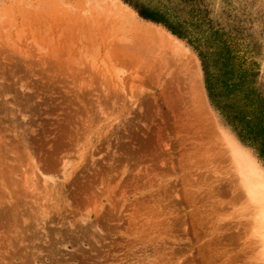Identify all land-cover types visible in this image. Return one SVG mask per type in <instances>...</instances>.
Instances as JSON below:
<instances>
[{"label": "rangeland", "instance_id": "374dc122", "mask_svg": "<svg viewBox=\"0 0 264 264\" xmlns=\"http://www.w3.org/2000/svg\"><path fill=\"white\" fill-rule=\"evenodd\" d=\"M143 1L264 99V0ZM188 42L125 0H0V264H264V165Z\"/></svg>", "mask_w": 264, "mask_h": 264}, {"label": "trees", "instance_id": "16d2710c", "mask_svg": "<svg viewBox=\"0 0 264 264\" xmlns=\"http://www.w3.org/2000/svg\"><path fill=\"white\" fill-rule=\"evenodd\" d=\"M141 17L164 26L172 34L180 38H190L189 45L198 51L204 70L206 88L212 105L220 111L240 142L247 148L252 149L256 158L264 165V99H254L251 89H243V82L237 88L233 78H227L232 71L221 74L222 56L214 57L213 51H209L212 45L200 42V38L189 33L183 27L184 23L179 15L168 5L152 6L143 0H125ZM170 2V0H168ZM225 65V64H224ZM228 66V65H227ZM226 66V67H227ZM233 97L230 98V96ZM234 99V102H230Z\"/></svg>", "mask_w": 264, "mask_h": 264}, {"label": "bare ground", "instance_id": "6f19581e", "mask_svg": "<svg viewBox=\"0 0 264 264\" xmlns=\"http://www.w3.org/2000/svg\"><path fill=\"white\" fill-rule=\"evenodd\" d=\"M129 17V16H128ZM155 32V31H154ZM156 33V32H155ZM157 35V34H156ZM163 35V34H162ZM166 35V34H165ZM255 170V169H254ZM257 172V171H256ZM260 178V177H259ZM253 181V180H252ZM256 181H260V180H256ZM258 183V182H257ZM260 185L261 186H263L264 187V175H263V177H262V180H261V183H260Z\"/></svg>", "mask_w": 264, "mask_h": 264}]
</instances>
